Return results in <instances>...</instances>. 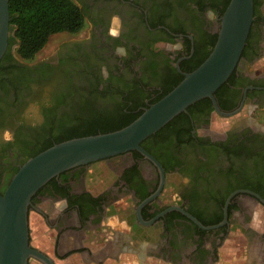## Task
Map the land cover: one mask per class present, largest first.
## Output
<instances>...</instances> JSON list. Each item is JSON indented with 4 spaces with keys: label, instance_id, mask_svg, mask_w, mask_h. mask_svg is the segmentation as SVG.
<instances>
[{
    "label": "flooded vegetation",
    "instance_id": "flooded-vegetation-1",
    "mask_svg": "<svg viewBox=\"0 0 264 264\" xmlns=\"http://www.w3.org/2000/svg\"><path fill=\"white\" fill-rule=\"evenodd\" d=\"M259 2L232 83L218 95L228 108L222 111L217 106L221 112L239 108L227 116L234 119L226 127L210 131L212 113L227 117L214 111L207 116L205 109H196L160 137L145 141L146 152L161 167L162 182L149 159L130 151L93 162H102L109 173L106 178L111 176L110 186L101 193L93 195L84 188V170L90 163L55 176L54 183L65 189L56 187L54 193L53 183L45 186L31 199V206L45 196L62 200L65 216H57L52 224L59 232L81 230L84 236L76 242L95 246L105 209L126 198L120 208L112 209L117 208L115 213L127 225L130 240L150 242L152 254L164 264H214L220 260L221 242L233 234L250 250L264 251V224L258 219L264 217V23L259 18L264 0ZM211 6L209 0H83L79 7L86 30L82 27L73 37L63 38L42 57L16 60L30 87L18 90L14 105L12 94L5 96L0 114V192L42 139L64 138L71 130L76 134L86 128L99 130L89 118L92 114L124 103L135 112L159 96L193 65L207 39L216 34L222 6ZM112 29L118 36L110 35ZM252 63L260 68H249ZM61 192L67 195L61 197ZM99 195L96 203L91 201ZM151 195L137 217L136 208ZM170 207L214 227L202 229ZM58 244L56 259L86 250L89 262L97 263L85 245L74 249V243L60 255ZM256 256L252 262L264 264V253Z\"/></svg>",
    "mask_w": 264,
    "mask_h": 264
},
{
    "label": "water",
    "instance_id": "water-1",
    "mask_svg": "<svg viewBox=\"0 0 264 264\" xmlns=\"http://www.w3.org/2000/svg\"><path fill=\"white\" fill-rule=\"evenodd\" d=\"M253 0H228L218 18L215 41L203 61L158 100L148 104L131 122L116 130L69 138L50 145L25 159L9 178L0 193V264H28L32 258L40 264H55L45 253L28 242V211L31 197L49 179L60 172L88 165L122 153L136 150L162 170L152 156L139 146L147 136L168 122L179 112L201 98H208L213 111L223 117L231 116L239 108L221 112L212 93L226 80L237 65L253 18ZM9 35L7 0H0V58L7 48ZM177 68V64H175ZM153 197H147L136 208ZM190 221L202 229L194 217L178 207Z\"/></svg>",
    "mask_w": 264,
    "mask_h": 264
},
{
    "label": "trees",
    "instance_id": "trees-1",
    "mask_svg": "<svg viewBox=\"0 0 264 264\" xmlns=\"http://www.w3.org/2000/svg\"><path fill=\"white\" fill-rule=\"evenodd\" d=\"M227 2L228 0H209L210 5H212L211 7H216L217 4L221 3L222 7L219 10V15L225 8ZM259 3V0L252 1L253 16L257 11ZM7 11L9 35L7 38V48L0 58V114L2 113L3 106L6 104L4 101H6L5 96L8 94V92L12 94L11 104L14 105L16 102L15 95L17 94L18 90L21 88L26 89L30 87L29 78L25 76L23 67L17 65L16 60H31L34 55L43 48L50 35L62 32L74 34L78 32L84 25L83 10L73 0H7ZM260 14L261 16H259V18L264 23V6L262 7ZM249 32L250 28L247 33L240 56L244 54V50L248 45L250 34ZM215 37L216 34H213L210 39H207V42L201 48L202 54L198 57H195L196 59L194 60V63L191 67L187 69H183L181 66L179 67L183 69L184 72H189L196 66H198L209 53L215 41ZM233 72L234 70L229 74L226 80L212 93L216 105L222 111H226L228 110V108L225 107L224 103L218 100V95L219 92L223 90L225 91L227 85L232 83V78L234 76ZM181 78L182 75H177L175 80L159 96L152 99L149 104L155 102L165 93H167L174 85L179 82ZM146 106H144V108ZM131 109L129 106H127L126 103H124L123 106L114 107L112 111H106L103 109L97 113H94L89 118L92 119L93 124L97 125L99 130H91L90 128H86L84 132L80 134H76L75 130H71L66 131V137L64 138H54L53 140H49L48 138L42 139L37 144L35 143V148L37 149L34 152L26 154V159L54 143L69 138L96 133H104L121 128L131 122L143 110L142 108L135 112H130ZM196 109H205L207 116L211 111H213L211 102L208 98L204 97L198 99L197 101L188 105L185 111L179 112L163 126L157 129L154 133L144 138L139 143V146L146 151V147L144 145L146 140H148L149 138L160 137L162 133L166 132L167 130H171L173 128V125L179 122L182 117H184L185 119V117L188 115L193 116V111H195ZM132 151L135 154L139 155L137 151ZM16 169L17 168L14 169L13 173L16 171ZM131 169L135 172V167H131ZM63 172H60L59 174ZM54 178L55 177H52L44 185H42L31 197V199L37 193H39V191L43 187L49 186L52 183L53 184L51 187L53 188L54 193L56 191V187L65 189V187L56 185L54 183ZM66 195L67 192L59 193V196L61 197H64ZM99 197L100 195L98 197H93L91 201L96 203Z\"/></svg>",
    "mask_w": 264,
    "mask_h": 264
},
{
    "label": "crops",
    "instance_id": "crops-1",
    "mask_svg": "<svg viewBox=\"0 0 264 264\" xmlns=\"http://www.w3.org/2000/svg\"><path fill=\"white\" fill-rule=\"evenodd\" d=\"M98 167H86L84 170V188L91 194L96 195L101 193L104 189L108 187H101L100 189H94L89 185L88 179L91 171L98 170ZM88 177V179H87ZM102 180L99 179L98 182ZM120 200L113 201L101 218L102 229L99 233L100 240L97 245L92 246L86 242L79 243L76 240L83 238L84 234L81 230L66 229L60 231L56 228L52 221L57 217L62 218L65 214L62 213L63 202L59 199L50 198L49 196L40 197L35 207H32L28 212V242L29 245L38 251L45 253L48 257L53 259L55 264H94L90 263V258L86 250L82 252H73L67 257L62 259H56L53 256L54 246L56 243L60 245L62 251L60 255L65 254L64 250L79 249L81 246L85 245L86 249L91 248V252L96 255L95 264H164L161 258L153 255L151 251L153 245L146 240H130L129 230L127 225L121 221L116 213H109L113 211L112 206L121 205ZM79 241V240H78ZM240 244V243H237ZM227 246V245H226ZM227 248V247H226ZM246 248V256L249 254L251 258L245 257L246 264H258L256 261L252 262L255 257L253 254L258 255L264 253V251H259L258 247L250 250ZM258 248V249H257ZM249 249V251H248ZM222 251V250H221ZM252 251V252H251ZM224 254H231V251H222ZM241 254V253H239ZM232 257V256H231ZM236 257V256H235ZM257 257V256H256ZM235 259V258H234ZM237 259H241L239 256ZM229 264H236L235 261L228 262ZM36 264H40L37 262ZM242 264V263H238Z\"/></svg>",
    "mask_w": 264,
    "mask_h": 264
},
{
    "label": "rangeland",
    "instance_id": "rangeland-1",
    "mask_svg": "<svg viewBox=\"0 0 264 264\" xmlns=\"http://www.w3.org/2000/svg\"><path fill=\"white\" fill-rule=\"evenodd\" d=\"M77 5H81V3L83 2V0H73ZM88 28V26L84 23L83 28L84 30H86ZM81 29V30H82ZM75 34V33H74ZM74 34H68V33H55L49 36L46 44L43 46V48L37 52L33 58H39L42 57L44 55H46L48 52H50L59 41H61L63 38L69 39L71 37L74 36ZM259 64V63H258ZM257 63H252L249 65V68L251 69H256V68H260L259 65ZM264 65V63H263ZM234 118L233 117H227V118H220L217 115H214L213 113L210 116V121L208 124V128L210 129V131H214V132H219L223 127H226L228 125L229 122H231ZM103 163L102 162H97V163H92L91 165H89L88 167H98V170H93L91 171V174L89 176L88 179V183L89 185H91V187H93L94 189H100L101 187H108L110 186V178H106V176H108V172L106 171L107 169L105 167L102 166ZM101 179V182H98V180ZM126 201V198L120 199L119 202H124ZM128 204V201H127ZM124 206V205H123ZM119 208L121 207L120 205L118 206ZM31 210V209H30ZM29 210V211H30ZM28 211V212H29ZM117 211V208L115 207L113 209V211H109V213H115ZM259 220L262 221V223L264 224V217L259 216L258 217ZM242 239L240 238V236L233 234L228 236L227 238H225L222 242L221 245L218 247V251L221 252L219 257L220 260L216 261L214 264H229L228 262L230 261H235L236 264L238 263H242V259H245V257H247L245 254L247 253L246 248H244L245 243L241 241ZM237 243H240L237 245ZM227 245V246H226ZM227 247V248H226ZM231 251V254H224L222 253V251ZM241 253V254H239ZM250 256H252L251 254H249ZM232 256V257H231ZM236 256V257H235ZM241 257V259H238V257ZM247 257L248 259L251 257ZM235 258V259H234ZM252 259V258H251ZM29 264H36L37 261L33 260V259H28ZM246 262V261H245ZM136 264V263H135ZM246 264V263H244Z\"/></svg>",
    "mask_w": 264,
    "mask_h": 264
},
{
    "label": "clouds",
    "instance_id": "clouds-1",
    "mask_svg": "<svg viewBox=\"0 0 264 264\" xmlns=\"http://www.w3.org/2000/svg\"><path fill=\"white\" fill-rule=\"evenodd\" d=\"M115 22H116V18H114V23H115ZM110 35L116 37V36H118V32H117L115 29H112V30H110ZM5 139H6V140H10L11 137L6 133V134H5Z\"/></svg>",
    "mask_w": 264,
    "mask_h": 264
}]
</instances>
